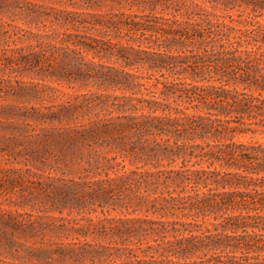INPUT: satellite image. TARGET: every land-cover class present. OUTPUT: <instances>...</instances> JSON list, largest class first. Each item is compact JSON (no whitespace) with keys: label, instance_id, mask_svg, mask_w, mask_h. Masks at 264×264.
I'll use <instances>...</instances> for the list:
<instances>
[{"label":"trees","instance_id":"16d2710c","mask_svg":"<svg viewBox=\"0 0 264 264\" xmlns=\"http://www.w3.org/2000/svg\"><path fill=\"white\" fill-rule=\"evenodd\" d=\"M263 17L0 0V264H264Z\"/></svg>","mask_w":264,"mask_h":264},{"label":"rangeland","instance_id":"374dc122","mask_svg":"<svg viewBox=\"0 0 264 264\" xmlns=\"http://www.w3.org/2000/svg\"><path fill=\"white\" fill-rule=\"evenodd\" d=\"M263 19H264V17H263ZM236 138H238L240 140H248V139L251 138V134H249V133H247V134H237ZM254 138L259 139L261 141H264V138H262L260 134H255ZM65 214H66V212L64 211L63 215H65ZM72 215H73V213H72ZM46 238H48V237H46ZM49 239H50V241L51 240L53 241V240H56L57 238L55 236H53L52 234H50V238ZM62 239H65V238H63V236H62ZM47 264H52V263L49 261Z\"/></svg>","mask_w":264,"mask_h":264}]
</instances>
